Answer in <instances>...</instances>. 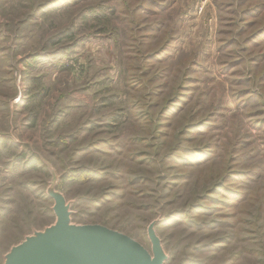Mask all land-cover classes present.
<instances>
[{"label": "rangeland", "instance_id": "obj_1", "mask_svg": "<svg viewBox=\"0 0 264 264\" xmlns=\"http://www.w3.org/2000/svg\"><path fill=\"white\" fill-rule=\"evenodd\" d=\"M52 191L165 264H264V0H0V264Z\"/></svg>", "mask_w": 264, "mask_h": 264}, {"label": "water", "instance_id": "obj_2", "mask_svg": "<svg viewBox=\"0 0 264 264\" xmlns=\"http://www.w3.org/2000/svg\"><path fill=\"white\" fill-rule=\"evenodd\" d=\"M56 222L14 246L4 264H165L168 257L155 227L150 224L149 251L133 238L105 226L75 225L63 194L52 191Z\"/></svg>", "mask_w": 264, "mask_h": 264}, {"label": "trees", "instance_id": "obj_3", "mask_svg": "<svg viewBox=\"0 0 264 264\" xmlns=\"http://www.w3.org/2000/svg\"><path fill=\"white\" fill-rule=\"evenodd\" d=\"M58 187V186H57Z\"/></svg>", "mask_w": 264, "mask_h": 264}]
</instances>
